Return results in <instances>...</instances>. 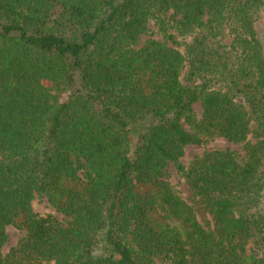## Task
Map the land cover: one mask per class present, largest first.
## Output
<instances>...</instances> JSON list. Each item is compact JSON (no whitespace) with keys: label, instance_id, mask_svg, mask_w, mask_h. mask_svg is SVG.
<instances>
[{"label":"trees","instance_id":"1","mask_svg":"<svg viewBox=\"0 0 264 264\" xmlns=\"http://www.w3.org/2000/svg\"><path fill=\"white\" fill-rule=\"evenodd\" d=\"M263 11L264 0H0V264H264ZM152 22L163 41L142 43ZM220 137L245 158L182 164ZM37 197L65 219L37 214ZM8 227L23 235L4 255Z\"/></svg>","mask_w":264,"mask_h":264},{"label":"rangeland","instance_id":"2","mask_svg":"<svg viewBox=\"0 0 264 264\" xmlns=\"http://www.w3.org/2000/svg\"><path fill=\"white\" fill-rule=\"evenodd\" d=\"M150 29H151L150 34L148 36L143 37L142 43L146 42L152 37L156 38L159 41H163L162 36L158 34L157 28L155 27L153 22L150 24ZM256 33H257L258 39L260 40L264 48V11L261 15V18L256 22ZM233 39L234 37L230 33H228L226 34L225 37L221 38L220 41L222 42V44L230 46L233 43ZM190 40H191L190 38L180 39V41L183 44L190 42ZM213 88L220 89L221 84H219L218 82H214ZM194 109H195L197 117L201 119L203 115V109H202L201 103L200 102L196 103L194 105ZM184 126H185V129L189 130V127L187 125L184 124ZM140 131H141V128L134 131V133L137 134V132L139 133ZM243 147H244L243 145H237V144L231 143L225 138L220 137L210 142L207 145L189 146L186 149L185 156L181 160V162L183 165L189 166L190 163L196 157L202 156L205 152L215 151V150H232L234 152H237L239 154L240 159L243 160L245 158V152H244ZM167 172L170 175V182L172 183L176 193L182 199H184L188 204L194 205L195 198L192 192L190 191L185 179L180 175L176 167L173 165L169 166ZM33 208H34V211L39 215L45 216L47 214H54L61 220L65 219L64 215L57 213L50 206L46 198L37 197L33 202ZM7 232H8V242L3 249L4 255L8 254L11 248L17 245V243L19 242V240L22 238V235H23L20 231H18L17 229L13 227H8Z\"/></svg>","mask_w":264,"mask_h":264}]
</instances>
